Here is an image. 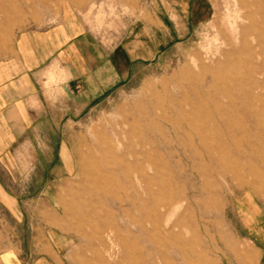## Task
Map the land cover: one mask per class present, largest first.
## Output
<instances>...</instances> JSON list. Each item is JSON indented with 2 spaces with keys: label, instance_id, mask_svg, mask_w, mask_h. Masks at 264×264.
I'll use <instances>...</instances> for the list:
<instances>
[{
  "label": "rangeland",
  "instance_id": "374dc122",
  "mask_svg": "<svg viewBox=\"0 0 264 264\" xmlns=\"http://www.w3.org/2000/svg\"><path fill=\"white\" fill-rule=\"evenodd\" d=\"M199 1L210 15L187 26L165 25L151 0H0V57L68 6L105 50L141 47L133 72L70 120L66 69L43 74L57 117L38 145L51 153L17 149L0 165V264H142L133 216L158 264L168 219L190 244L166 264H264V0Z\"/></svg>",
  "mask_w": 264,
  "mask_h": 264
},
{
  "label": "crops",
  "instance_id": "0c3cea01",
  "mask_svg": "<svg viewBox=\"0 0 264 264\" xmlns=\"http://www.w3.org/2000/svg\"><path fill=\"white\" fill-rule=\"evenodd\" d=\"M151 1L163 10L160 13L165 25L167 20L170 24L184 20L187 26L195 25L201 21L199 18L210 15L207 5L199 0ZM92 36L75 9L68 6L57 24L20 32L9 51L0 57V165H11V156L17 149L37 154L40 148L43 153H51V149H41L38 139L43 136L40 123L45 117L49 121L57 117L41 83L43 74L52 78L59 71L55 62L68 74L61 97L68 120L76 116L77 101L85 109L107 96L133 72L132 61L139 57V45L129 44L109 52Z\"/></svg>",
  "mask_w": 264,
  "mask_h": 264
},
{
  "label": "bare ground",
  "instance_id": "6f19581e",
  "mask_svg": "<svg viewBox=\"0 0 264 264\" xmlns=\"http://www.w3.org/2000/svg\"><path fill=\"white\" fill-rule=\"evenodd\" d=\"M127 172V171H126ZM251 174V173H250ZM237 180V179H236ZM240 184L242 185H247L256 195L260 194V187L258 185V183L256 184V182L252 179V178H249V179H245V180H241L239 181ZM175 204H178V201H168V205H167V209L170 210L172 205H175ZM178 208V207H176ZM175 208V210H177ZM153 213V212H152ZM127 220V219H126ZM131 221L133 222V224L136 226L137 228V232H138V235L136 236L135 238V244L136 246H139L140 243L143 244L142 247L140 248H137L138 252H140L141 254L143 255H147V259L144 263L142 264H158V262L156 261L155 259V255L151 253V251L147 250V251H144L143 248L146 247V248H151L154 250V246H156V242L155 240H153L152 238V233L151 231L147 228L146 226V218L143 217V218H135L134 216L131 218ZM167 224L169 226V229H168V236H167V243L165 242H162V241H159V244L160 246L164 247V250H160L158 252V255H159V258L161 259V263L162 264H166L165 261L166 259H168L172 253H171V250L173 249L174 251H179L180 253H183V254H186V252L184 253L185 251V246L190 244V241L187 240L186 238L184 239L183 237V232H181L180 230H177V229H180V227H182V222L181 221H176L174 223H172L170 225V222H169V219L167 221ZM135 228V227H134ZM112 235V234H111ZM111 235H108V238L109 236ZM133 235V234H132ZM120 236V235H118ZM123 236V235H121ZM206 239L204 237V240L206 241V243L208 242H211L212 240H214V238L210 237L209 235V230L207 229L206 231ZM123 238V237H122ZM129 238V237H128ZM131 238V236H130ZM129 238V240H130ZM107 240V239H106ZM125 240V239H124ZM128 240V241H129ZM108 241V240H107ZM114 241V240H113ZM126 241V240H125ZM129 243V242H128ZM132 242L130 241V245ZM107 244V243H106ZM110 244V243H109ZM116 244V243H115ZM120 244L123 246V248H127L128 244L126 245L125 243H121L119 242V247H120ZM129 245V246H130ZM107 247V246H106ZM132 248V246H131ZM161 248V247H160ZM136 249V248H135ZM107 250V249H106ZM111 250V249H110ZM136 250V251H137ZM109 251V250H108ZM107 252V251H106ZM112 253V252H111ZM120 253V252H119ZM207 254V252L205 253V255ZM107 255V254H106ZM113 255V253H112ZM111 255V256H112ZM116 256V255H115ZM185 257V256H184ZM109 258V257H108ZM186 258V257H185ZM188 258V257H187ZM204 258V257H203ZM115 260V259H114ZM113 260V261H114ZM209 261V259H208ZM132 264V263H131ZM172 264V263H171Z\"/></svg>",
  "mask_w": 264,
  "mask_h": 264
}]
</instances>
